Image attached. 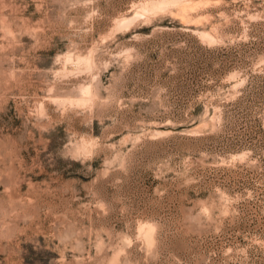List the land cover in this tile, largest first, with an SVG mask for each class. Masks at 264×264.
Instances as JSON below:
<instances>
[{
	"label": "rangeland",
	"instance_id": "1",
	"mask_svg": "<svg viewBox=\"0 0 264 264\" xmlns=\"http://www.w3.org/2000/svg\"><path fill=\"white\" fill-rule=\"evenodd\" d=\"M146 1L0 0V264H264V0Z\"/></svg>",
	"mask_w": 264,
	"mask_h": 264
},
{
	"label": "bare ground",
	"instance_id": "2",
	"mask_svg": "<svg viewBox=\"0 0 264 264\" xmlns=\"http://www.w3.org/2000/svg\"><path fill=\"white\" fill-rule=\"evenodd\" d=\"M182 1L183 0H148V1H146L144 3H140V5H138V8L134 12L135 13L134 16H124V17H122V18L117 20V24H119L121 27L128 26V24H130L134 20L135 17H138L142 13H145L147 11L163 9V8H166V6L168 4H170V3H174V2L175 3L176 2H179V3L181 2L182 3ZM185 6H186V4L184 5V7ZM84 60H85V58H84ZM84 96H86V95H84ZM140 229L141 230H145V233H146V235L148 237V240H152L153 239L152 235H153L154 226L152 224H149V225H146V226L142 225L140 227Z\"/></svg>",
	"mask_w": 264,
	"mask_h": 264
}]
</instances>
